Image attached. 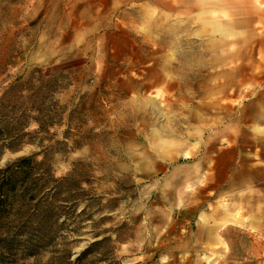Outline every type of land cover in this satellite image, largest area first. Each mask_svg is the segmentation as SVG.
I'll return each instance as SVG.
<instances>
[{
	"label": "rangeland",
	"instance_id": "rangeland-1",
	"mask_svg": "<svg viewBox=\"0 0 264 264\" xmlns=\"http://www.w3.org/2000/svg\"><path fill=\"white\" fill-rule=\"evenodd\" d=\"M35 69L67 77L62 124L0 168L99 202L36 253L0 229V264H264V0H0V97Z\"/></svg>",
	"mask_w": 264,
	"mask_h": 264
},
{
	"label": "trees",
	"instance_id": "trees-1",
	"mask_svg": "<svg viewBox=\"0 0 264 264\" xmlns=\"http://www.w3.org/2000/svg\"><path fill=\"white\" fill-rule=\"evenodd\" d=\"M67 86L64 74L46 77L41 69H35L28 79L17 80L7 87L0 97V158L7 149H21L28 135H49L51 128L62 124L63 105L54 95ZM33 124L36 128L31 132L29 128ZM45 138L33 137L29 141L40 145ZM84 182L89 183V179L75 175L56 177L47 162H37L35 155L22 156L7 164L0 168V229L18 226L28 235V253L49 246L61 231H70L71 225L74 226L71 231L80 232L86 217L91 215L87 208L99 202ZM86 202L87 208L77 212L78 206ZM102 233L96 231L94 236L97 238ZM109 240L105 236L92 242L76 261L83 260L94 252L95 246Z\"/></svg>",
	"mask_w": 264,
	"mask_h": 264
}]
</instances>
